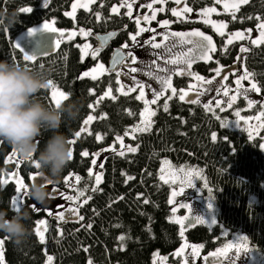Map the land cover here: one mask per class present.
Masks as SVG:
<instances>
[{
    "label": "trees",
    "instance_id": "1",
    "mask_svg": "<svg viewBox=\"0 0 264 264\" xmlns=\"http://www.w3.org/2000/svg\"><path fill=\"white\" fill-rule=\"evenodd\" d=\"M71 1L47 0L45 6L44 0H0V10H14L17 17L12 27L0 28V60L46 70L48 79L68 93L62 102L67 99L79 102L76 119L62 123L60 127L68 141L82 120L89 113L93 114L89 132L82 133L69 143L73 157L54 183L64 190L67 188L64 176L70 172L77 173L80 177L77 190H82L86 197L79 206L83 219L60 224L44 210H34L25 197L19 208L30 213L25 221L29 233L20 244L13 243L6 234L0 233L4 241L5 264H42L44 245L35 232L37 219L45 220L46 248L53 256V264H86L88 257L94 264H152L154 252L171 253L180 243V232L178 225L170 219L169 187L157 175L161 159L175 165L198 168L212 187L216 224H198L188 228L185 236L189 242L201 243L203 250L208 251L231 234L238 233L244 243L256 249L264 259V151L259 147L261 138L249 140L243 130L221 127L214 112L205 110L201 104L181 101L174 96L169 99L168 110L165 111V96H161L154 104L149 131L125 137V141L135 146L136 151L105 156L101 183L93 188V180L87 173L92 154L139 120L142 103L133 92L115 95V99L99 98L107 87L114 89L113 71L102 74L96 80L78 77L95 61L91 56H85L81 62L77 47L81 39L78 37L60 42L58 48L47 56H37L36 61H24L22 52L13 46L20 32L45 20H52L54 26L60 29L76 26L91 29L89 40L94 47L99 45L96 35L116 31L110 43L101 47L98 53V59L107 66L112 50L129 41V33L135 30L134 20L126 15L124 7L119 12H110V6L120 0H95L88 9H77L74 18H71L65 15ZM186 2L190 7L201 8L212 0ZM22 7H30L32 11L20 12ZM97 12L100 13L99 19L96 18ZM224 17L229 31L253 27L259 22L257 17L264 18V0H248L246 5L240 6L235 19L231 13ZM193 24L200 25L180 22V26ZM212 34L217 51L211 53V60L193 63L192 70L209 76L218 64L238 62L251 74L250 77L261 88L259 93L264 96V42L253 46L242 40L226 45L224 35ZM242 44L246 47L244 52L240 51ZM171 49L168 46L164 49L166 52L160 55H168ZM189 81L190 77L186 75L174 76L172 83L178 89L187 87ZM37 96L42 103L53 105L48 89L40 90ZM213 131L218 134L216 141L211 139ZM97 134L101 136L100 140L96 139ZM48 135L50 133L43 132L36 138L40 147ZM224 137L228 138L227 141ZM10 151L11 147L0 140V176L6 181L0 183V209L6 210L9 216L16 210L11 199L15 184L8 177V171L14 169V162H6L10 160L7 156ZM81 151H87L89 155L81 156ZM30 170L36 171L34 166L25 162L19 164L18 172L27 181ZM128 177L131 179L125 183ZM89 223L91 228L87 226ZM121 236L123 240L118 239ZM244 259L239 254L229 263H223H238ZM179 260L169 254L171 264H180Z\"/></svg>",
    "mask_w": 264,
    "mask_h": 264
},
{
    "label": "rangeland",
    "instance_id": "2",
    "mask_svg": "<svg viewBox=\"0 0 264 264\" xmlns=\"http://www.w3.org/2000/svg\"><path fill=\"white\" fill-rule=\"evenodd\" d=\"M94 1L95 0H92V3ZM44 2H45V0H44ZM74 2L79 5L82 3H86L87 0H72L70 2L69 8L66 12L73 11L72 4ZM128 2H129V0H120V2L112 4L110 6V12L116 13V12L111 11L113 5H115L118 9L117 12H119L121 10V7H124V12L127 13L128 9L126 7V4ZM132 2H133V8H132L133 15L131 18L134 20L135 30L131 33L134 34L137 31L136 18L138 16L141 18L140 27L144 28L145 30L140 32V35L136 37L135 43L130 38H129V41H125L124 43H122V45L127 44L129 46L128 48H122V50L125 52L132 51L133 54L137 57V60L135 62L127 60V61H125L124 64H118L117 67L121 70V83L120 84L116 83V73H115V71H113L114 72V79H115V83H116V85L114 86V89L111 87H107L105 89V91H108L110 94L108 96H104V92H105L104 91L99 96V98L101 99V98H105V97H114L115 95L127 94V93H131V92L135 93V96L137 97L140 95V92H139L140 84H144V85H146V87L144 89V97H143V99L139 100L142 103V110L141 111H144V109H145L144 100L151 101L153 90L160 91L162 88L161 83L158 82L155 79V77L157 75H159L161 77H164L166 75H170L172 88L171 89H169V88L163 89V95H161V96H165V98H163V99H167L169 97H174V96L179 98L180 91H181V89H183L185 92H187L185 100H183V101L191 103L192 100L198 99V104H201L202 106H204L206 104L209 105V107L211 109L210 111L214 112V114L217 118L219 117L220 125H221L222 120L226 122L227 125L223 128L231 129V130H243L245 133L249 134L250 126H253V125H256L259 123V121H257L255 119V117H256V114L261 111L260 105H261V102H264V96L261 95L260 93H257L255 91H251V90L245 92V90L249 89V87H250V81L255 82L250 76L246 79H241L242 88L239 91H237V85L235 84V81L239 77H242V76H245L246 74H249L242 64H239L238 62H232L229 64H218V65H216V67L219 66L221 68V75L217 76L216 73L213 71V73L211 75L203 76L206 78V80H212L211 84H207L203 81H197L195 79L194 75L189 74V72L194 73V74H198L192 70V66H191V69H188V66L186 63H178L176 65H172V64L166 63V60L170 56H174V55H176L182 51H186V49L191 46V45H187V44H182L180 42L179 37H175V36L171 35V33H173V32H190L193 28H199L201 31L205 32L206 35L212 36L213 43L215 45V40H214L212 33H214L216 35H224V42H225L228 39V36L230 34H233L236 31H240V32L246 33L245 38L243 40H246L249 44L254 46V45H258L260 43H263V42H260L258 44H252L251 43V41L256 39V37L259 35V31L256 28L257 24L253 27L238 28V29H233V30L229 31L227 29V20L225 19L224 15L229 14L230 12H225L223 9V4L222 3L216 4L215 0H212V3L207 4L204 7H216L217 8L216 12L209 14L208 19H210V20H221V19H223L225 21V24H226V27L223 30V34L217 33L210 24L204 23L203 18L198 14L199 8H194V11L192 13H187L186 14L187 19H183V18L178 19L177 17L173 16L170 9L172 7H178L180 9H182L184 4H187L186 0H182V3L180 5H177L175 3V0H165V4L163 5V7H165L166 11L157 12V19L156 20H149L148 22H145V21H143L142 17L145 14L150 15L151 9H149L147 7V5L149 3H152V0H132ZM227 2L231 3V2H233V0H227ZM92 3H90L88 5V8L90 7V5ZM160 6L161 5H159L158 2L153 4V7H160ZM79 8H82V7H77L75 9L74 15H75L77 9H79ZM82 9H84V8H82ZM74 15L68 16V17L74 18ZM161 19H169L171 21V23L167 26V28H164L163 26H161L157 23V21L161 20ZM48 21L52 23L53 27H55L52 20H48ZM180 22L199 23L200 25L193 24L191 26H180ZM43 23H44V21L40 22L38 24L32 25V26L26 28L25 30H23L22 32H20L15 37V39L13 41V46L15 47V44H19L20 47L23 48L25 52L34 53V54H37V56H41V55H39V53L42 51H47V53L54 51L56 48L53 47V42L58 37H60V34L39 30V27ZM81 27L82 26H76L75 28L64 29L65 35L69 31H74V32L78 33L79 28H81ZM204 27H208L209 30L205 29ZM29 28H35V29H37V31L33 32L32 35H28L27 30ZM83 28H85V27H83ZM85 29L87 30V28H85ZM161 32H165L168 35V39L164 41V44L161 45L160 48L154 49L152 47L151 43L147 44V45L143 43L144 40H149V39H152L153 37H154L155 42L159 43L161 40L164 39V37L162 35H160ZM76 37L81 39V41L78 42V44H82L85 41H87V43H89L93 46L92 42L89 40V36L88 37H82L80 35H75L70 40H73ZM193 39H195V38L193 37ZM60 41L61 42L62 41H69V39H64L63 37H60ZM234 41H242V40L234 39L232 42H234ZM168 46H170V48H172L171 49L172 51L165 57L161 56L160 55L161 52H163V51L166 52V50H164V49H167ZM162 47H165V48L160 50ZM93 48H95V47L93 46ZM244 48H246V47L244 46ZM17 49L20 50L19 48H17ZM22 55H24L23 52H22ZM210 55H211V53H210ZM87 56H91V55L89 54ZM153 61H155V63H153ZM196 61H204V60H201L199 58H194L193 63H195ZM99 62L104 64L103 62H101L100 59H99ZM95 63H96V61H94V63L90 67L83 69L80 73H82L83 71H86L87 69H89L91 67H94ZM125 65H127V66H125ZM238 65H240V66H238ZM104 66H105V68H107L105 64H104ZM132 67L137 68L138 71L131 72ZM175 67H181V68L185 69L184 73L182 75L177 74L174 71ZM164 68L171 69L172 71L165 73V72L161 71V69H164ZM80 73L78 75L79 78H91L90 76L89 77H81ZM105 73L106 72L100 73L97 76V78L100 77L102 74H105ZM183 75L190 77V81L188 82L187 87H182V88H178V89L175 88L173 83H172L174 76H183ZM198 75H200V74H198ZM200 76H202V75H200ZM133 77H135V80H133ZM225 77H227V79H225ZM137 81H139L140 83L139 84L136 83ZM225 87L228 88V95L227 96H225L224 91H223V89ZM55 88L62 90L57 84H55L53 82L52 87L47 88L49 91L50 98H51V92ZM117 88H121V91L117 92L116 91ZM217 88L220 89L219 92H217ZM129 89H131V91H129ZM172 89L176 90L175 93H173ZM233 96H235V99L233 101L232 106L229 107L228 106V100L231 99ZM248 99H252V100L256 101V103H254L251 108L248 107ZM217 100L220 101L219 106H217V104H216ZM53 105H55V104L53 103ZM147 107H148V109H150L154 112V110H155L154 104L149 103L147 105ZM221 108L224 109L223 112H221V110H220ZM237 112H239V116L236 115ZM89 115H91L93 117L92 112L89 113L82 120L79 128L76 131L80 130L81 128H85L86 131H84L82 133L89 132L90 124L93 121V119L91 121H89L87 124L84 123V121L87 119V117ZM240 116H247V117H250L252 119L245 122L243 120H240ZM145 118H146V120L152 121L153 115L148 116V114L146 112ZM237 124L239 126H237ZM143 126H144V122L141 120V117H140L136 123L128 126L127 129L123 133L116 135L114 137V139L108 145L103 146L94 152V153H99V155L95 156L98 163L93 165L91 162L90 167L93 169V172H92V174H89L87 172L88 175L93 180L92 181L93 185H95V183H96L95 182V172H97V171L101 172L100 165L102 164V161L105 158V156H107L108 154H111V153L120 154L121 152H123V153L130 152V151H128V149L129 148H135V146H133L129 142L125 141V137H133L134 134L141 132V131H135L134 129L137 127H143ZM125 133H127V135ZM117 136L120 137L119 140H117ZM262 136H264V129H260L258 132L253 133V137H260L261 138L260 143H264V139H262ZM76 138H77V136H75V132H74V135L70 140L73 142ZM7 156H8V158H10V160H6V161L14 162V169H11L8 171V174H9L8 177L10 176V180H12L15 184V179L20 178L25 182L26 185H28V183H30L33 179L28 177V181H27L18 172V167H19V164L21 163V161L19 163L17 162V158L14 155L12 149L7 154ZM91 160H92V158H91ZM173 171L176 172L179 176H185V174L188 173L189 171L199 173V175L194 178V180L192 182V186H188L187 184L184 185L183 192L175 198V201H176L175 205H169V203H168L169 210H170V219L173 222L176 223V217H178V216H186V215L188 216V219L185 220L184 225H183L184 236L181 237V235H180V243L178 244L176 249L179 248L181 244H187V245L200 244L201 245V243L189 242L186 239L185 232L188 228H190L194 225L200 224V225H205V226H213L214 224H216V223H212V220L217 221L216 220L215 202H214V199L211 201L208 200V195H209L208 188L212 189V187L209 185L205 176L202 174V172L198 168L190 167V166H186V165H175V164H172L167 159H161L160 164H159L158 169H157L158 178L162 174L168 176V174L173 172ZM70 173H71V175L68 177V180L65 181V185L67 187L66 189L62 190V189L58 188L57 186H55L54 184L48 185L50 196H49L48 202L46 204H44V205L38 204L35 201H33L32 199H30L25 192L17 193L15 191L13 196L17 197V199H16L15 204L12 203L13 208L18 209L22 205V203L24 202L25 197H27L28 201L30 203V206L34 210H44L48 216L55 218L56 221L60 224L66 222V221L79 220L80 219L79 206L81 204L80 201L81 200L85 201L86 197H85V195H83L82 197H80L79 199H77L75 201L66 199L67 196H76L77 192L79 191V190H77L78 180L76 179V177L78 175H77V173H74V172H70ZM205 181L207 182V186H208L207 188L204 187ZM162 182L167 184L169 187L168 198H169V196H170V194L174 188L179 189L181 187L178 180L175 184H173L171 182L170 178H169V182H167V183L165 181H162ZM97 186L98 185H96V187ZM61 193H63L64 195L61 196L60 195ZM212 195H213V193H212ZM185 203H187L190 206V212L188 209H185L183 207H177V211L175 213H173L171 211L173 206L182 205ZM57 204H61L63 207L57 208L56 207ZM209 204H211V208L208 207ZM71 209H75L78 214L73 215ZM50 211L52 214H49ZM57 211L64 213V219H59L55 215V212H57ZM196 216L202 217L204 219V222L198 223L195 220ZM176 224L178 225L179 232H180L182 226L178 223H176ZM37 227H39L40 230L44 234V241L43 242L40 241L44 245V247H43L44 260L42 262V264H44V262L47 258V255L52 256V254L50 252H48L47 248H46V235H45L46 234V223L44 225H39V226L36 225L35 226V232H36ZM223 235L225 236V231H223ZM242 238L240 237V235L238 233H233V234H231V236L226 238L222 243H220L219 245H217L213 249H210L208 251H204L203 247L199 248L198 249L199 255L196 256L195 258H193L192 250L190 247H186V248L182 249L181 254L179 256L176 255V251H175L176 249H174L169 254H171L172 256L178 257L180 259L179 260L180 264H222L223 262L229 263L231 259L238 256L239 254H242V257L245 258L243 260L244 264H264L263 257L256 251V249L249 246L248 244H245L244 243L245 241L242 240ZM38 239H39V237H38ZM0 240H1V238H0ZM226 245H231V247L228 249V251L226 253H224V249H225ZM237 245L241 246L239 253H237V247H236ZM245 248L247 249V251L244 250ZM217 249H220L221 252L218 253L216 251ZM155 253L157 254L155 257L152 254V264H154V261H156V264H171V262L169 261V254H167V253L162 254L159 252H155ZM209 253H212L213 255L209 256L208 255ZM89 261L91 262V264H94V262L92 261V259L90 257L87 258L86 264H89ZM52 264H53V261H52Z\"/></svg>",
    "mask_w": 264,
    "mask_h": 264
},
{
    "label": "snow or ice",
    "instance_id": "3",
    "mask_svg": "<svg viewBox=\"0 0 264 264\" xmlns=\"http://www.w3.org/2000/svg\"><path fill=\"white\" fill-rule=\"evenodd\" d=\"M157 2L161 6L160 7H153V4H155ZM90 3H92V0H87L86 3H82V4H79V5L74 2L72 4L73 11L65 12V15L66 16H73L74 12H75V9L77 7H82L84 9H87L88 5ZM175 3L177 5H180L182 3V0H175ZM215 3L216 4H221L222 3L224 11L225 12H230L232 14V16H233V19H235L237 12L240 11V6L241 5H246L248 3V0H233V2H231V3H228L227 0H215ZM164 4H165V0H152V3H149L147 5V7L149 9H151V13H150V15L149 14L143 15V17H142L143 21L148 22L149 20H156L157 19V12L166 11L165 7H163ZM45 6H47V0H45ZM126 7L128 9L126 15H128L129 17H132V15H133V12H132L133 2H132V0H129V2L126 4ZM117 10H118L117 7L115 5H113L111 11L112 12H117ZM31 11H32V8H30V7H22V8H20V12L30 13ZM170 11H171L172 15L177 17L178 19H180V18L187 19V15L186 14L187 13H192L194 11V8L193 7H189L187 4H184L182 9H180L178 7H172L170 9ZM216 11H217L216 7H201V8L198 9V14L203 18L205 24H210L217 33L223 34V30L226 27L225 21L223 19H221V20H210V19H208L209 14L214 13ZM96 18L97 19L100 18V13L99 12L96 13ZM257 19L260 21L256 25V28L259 31V35L256 37V39L251 41L252 44H258L260 42H264V18L257 17ZM140 22H141V18L138 16L136 18L137 31L134 34L133 33H129V38L134 43L136 42V37L140 35V32L145 30L144 28L140 27ZM157 23L159 25L163 26L164 28H167V26L171 23V21L169 19H161V20H158ZM39 30H43V31L51 32V33H59L60 37H63L64 39H69V40L75 35H80L82 37H88V36L91 35V29H87L86 30L83 27L79 28L78 33L74 32V31H69L65 35V30L64 29L53 27L52 23L47 21V20H45L44 23L39 27ZM27 31H28V35H32V33L37 31V29L29 28ZM113 35H114V33L108 32L104 37H99L98 36V39L100 40V45H98L95 48H93V46L91 44L87 43V41H85L82 44H78L77 45V47L80 49V60H81V62H83L85 56H87L89 54L96 61L94 67H91V68L87 69L86 71H83L82 73H80L81 77H89L90 76L92 80H96L97 76L100 73L108 72V71H115V73H116V83L117 84L121 83V70L117 67V65L118 64H124L125 61H127V60L135 62L137 60V57L133 54L132 51L122 52L121 51L122 48H128L129 47L127 44H123V45L120 46V48H117V49H115L113 51L111 68H105L104 64L99 62L98 53L100 52L101 47L103 46L105 41L108 39V37H111ZM160 35H162L164 37V39L161 40L159 43L155 42L154 37L152 39H149V40H144L143 43L146 44V45L151 43V45H152V47L154 49L160 48L161 45L164 44V41L168 39V35L165 32H161ZM171 35L175 36V37H179L180 38V42L182 44H187V45H191V46L188 47L186 49V51H182V52H180V53H178V54H176L174 56H170L166 60V63L172 64V65H176L178 63H186L187 66H188V69H191V66L193 64L194 58H199V59L204 60V61H209V60L212 59V56L210 55V53H213V52L217 51L216 46L213 43L212 36L206 35L205 32L201 31L199 28H193L190 32H173V33H171ZM245 35H246V33H244V32L236 31L235 33L230 34L228 36V39L225 41V44L226 45L231 44L234 39L243 40L245 38ZM60 37H58L53 42V47L58 48L60 46V42H61L60 41ZM193 37L195 39H193ZM15 47L19 48L20 51L24 53V55H23L24 61H26V62L27 61H36L37 54L25 52L24 49L21 48L19 44H15ZM240 51L241 52L245 51V48H244L243 44L241 45ZM39 55L47 56L48 53H47V51H42V52L39 53ZM153 63H155V61H153ZM125 66H127V65H125ZM212 70L216 73L217 76L221 75V68L219 66H217L216 68H214ZM136 71H138L137 68H135V67L131 68V72H136ZM161 71H163L165 73H168V72H170L172 70L164 68V69H161ZM174 71L177 74L182 75L184 73L185 69H183L181 67H175ZM189 74L190 75H194V77H195V79L197 81H203V82H205L207 84H211L212 83V80H206L205 77L200 76L198 74H194V73H191V72H189ZM250 75H251L250 73L246 74L245 76L239 77L235 81V84L237 85V91H239L242 88L241 79H246ZM155 79L158 82L161 83L162 88H161L160 91L153 90L152 100L151 101L144 100L145 109H144V111L140 112V117H141V120L144 122V126L135 128L134 129L135 131H141V132L149 131V128L151 126L152 121L151 120H146L145 113L147 112L148 116H152V115H154V112L152 110L148 109L147 105L149 103L155 104L157 99H159V97L161 95H163V89L164 88H169V89L172 88L171 76L170 75H166L164 77H161V76L157 75L155 77ZM225 79H227V77H225ZM133 80H135V77H133ZM136 83L139 84L140 82L137 81ZM52 84H53V81L51 79H49L48 80V85H49L48 88H51ZM145 87H146V85L140 84V87H139L140 95L136 97L137 100L143 99ZM249 90L259 93L261 91V88L258 86V84L256 82L250 81V87H249V89H246L245 92H247ZM91 91H92V89L90 88L89 92H91ZM116 91L117 92L121 91V88H117ZM129 91H131V89H129ZM172 91H173V93H175L176 90L172 89ZM219 91H220V89L217 88V92H219ZM223 91H224L225 96H227L228 95V88L225 87L223 89ZM109 94L110 93L108 91L104 92V96H108ZM67 95H68V93H66L65 91H62V90H60L58 88H55L51 92V101L55 105H58L59 103H61V101L63 99H65L67 97ZM186 95H187V92H185L183 89H181L180 95H179V99L181 101L185 100ZM113 99H115V97H113ZM169 99H171V97H169V98L164 100L163 107H164L165 111L168 110ZM234 99H235V96H233L231 99L228 100V106L229 107L232 106ZM191 103H194V104L198 103V99L197 100H192ZM254 103H256L255 100L248 99V107L249 108H251ZM216 104H217V106H219L220 105V101L217 100ZM89 107L91 108L92 105H89ZM204 107H205V110H209V111L211 110L208 104L204 105ZM260 107H261V111L258 112L256 114V117H255V119L257 121H259V123L256 124V125L250 126L249 134H248V139L249 140L253 139V133L258 132L260 129H264V102H261ZM220 110H221V112L224 111L223 108H221ZM236 115L239 116V112H237ZM92 119H93V117L91 115H89L87 117V119L84 121V123L87 124ZM218 119H219V117H218ZM250 119H252V118L247 117V116H240V120H243L245 122L249 121ZM226 125H227L226 122L222 120L221 121V127H225ZM237 126H239V125L237 124ZM84 131H86V129L85 128H81L80 130L75 132V136H77V137L81 136L82 132H84ZM125 134L127 135V133H125ZM217 138H218L217 132H215V131L211 132V139L213 141H216ZM96 139L100 140L101 136L99 134H97L96 135ZM119 139H120V137L117 136V140H119ZM223 139L225 141H227L228 138L224 137ZM262 139H264V136H262ZM69 143H72V141L69 140ZM259 147H260V149L264 150V143H260ZM128 151L135 152L136 149L135 148H129ZM233 151H234V149H233ZM120 154L123 155V152H121ZM80 155L81 156H88L89 153L87 151H81ZM96 155H99V153H94L92 155L91 162H92L93 165L98 163V161L95 158ZM72 157H73V150L70 147V149H69V159H72ZM17 162L19 163L20 161L17 159ZM100 167L102 168L103 164H101ZM92 172H93V169L91 167H89L88 168V173L92 174ZM35 174H36L35 171L30 170L29 177L31 179H34L35 178ZM70 175H71V173H69L68 175L64 176V180L67 181L68 177ZM102 175H103V173L100 172V171L95 172V182L96 183H95V185H93L94 188L96 187V185H99L101 183ZM198 175H199L198 172H192V171H189L188 173H186L185 176H179L174 171L169 173L168 176H166L164 174L160 175V177H159L160 180L165 181L166 183L169 182V178H170L171 182L173 184H175L177 182V180H178L180 185H181V187L179 189L174 188L173 191L171 192V194H170V196L168 198L169 205H175L176 204L175 198L177 196H179L183 192L184 185L187 184L188 186H192V182H193L194 178L196 176H198ZM76 179L79 180L80 177L77 176ZM128 179H131V177H128L125 180V183H127ZM0 183H6V181L3 179L2 176H0ZM26 187H27V185L25 184V182L22 179H20V178H16L15 179V191L17 193H20V192H25L26 193ZM204 187H206V188L208 187L206 181L204 183ZM212 192H213V190L211 188H208V193H209L208 200L209 201L214 199V197L212 195ZM60 195L63 196L64 194L61 193ZM83 195H84L83 191L80 190V191L77 192L76 196H67L66 199L75 201V200L79 199L80 197H82ZM11 199H12V203L15 204L17 197L13 196ZM89 199H91V197H89ZM118 199H119V197H118ZM80 202L84 203L85 201L81 200ZM145 203H147V201H145ZM56 207L57 208H61L63 206L61 204H57ZM177 207H183L185 209H188L189 212H190V206L187 203L182 204V205L173 206L171 211L173 213H175L177 211ZM208 207L211 208V204H209ZM71 211H72L73 215H77L78 214L75 209H71ZM49 214H52L51 211L49 212ZM55 215L59 219H64V213L63 212L57 211V212H55ZM80 219L82 220L83 217L81 216ZM187 219H188L187 215L186 216H178V217H176V223H178V224H180L182 226L181 227V231H180L181 237L184 236L183 225H184L185 220H187ZM195 220L198 223L204 222V219L202 217H200V216H196ZM212 223H216V221L212 220ZM35 224L37 226L44 225L45 224V220L37 219L35 221ZM87 226L89 228L92 227L91 223H89ZM36 234L39 237L40 241L43 242L44 241V234L40 230L39 227L36 228ZM118 239L123 240V237L122 236L118 237ZM3 243H4V241L0 240V264H5L4 253H3V248H2ZM120 247L123 248V244H121ZM186 247H190L191 248L193 258H195L196 256L199 255L198 249L201 248L202 245H200V244H192V245L181 244L180 247L175 250L176 251V255L179 256L181 254L182 249H184ZM230 247H231V245H226L225 249H224V253H226ZM236 247H237V253H239L241 246L237 245ZM244 250L247 251L246 248ZM216 251L218 253L221 252L220 249H217ZM156 255L157 254L154 252L153 256L155 257ZM208 255L211 256L213 254L209 253ZM52 261H53V256L47 255V258H46L44 264H52ZM89 264H91L90 261H89ZM154 264H156V261H154ZM232 264H236V262L233 261Z\"/></svg>",
    "mask_w": 264,
    "mask_h": 264
},
{
    "label": "clouds",
    "instance_id": "4",
    "mask_svg": "<svg viewBox=\"0 0 264 264\" xmlns=\"http://www.w3.org/2000/svg\"><path fill=\"white\" fill-rule=\"evenodd\" d=\"M17 22L13 11L0 10V28L12 27ZM46 70L33 69L8 60H0V140L5 141L16 158L34 166L35 178L26 187L27 196L38 204L48 202V185L61 177L69 162V141L60 131L62 123L76 119L79 102L67 99L58 105L42 103L37 93L48 88ZM48 132L42 147L36 142ZM30 213L16 209L9 216L0 209V233L15 244L22 243L29 228Z\"/></svg>",
    "mask_w": 264,
    "mask_h": 264
},
{
    "label": "water",
    "instance_id": "5",
    "mask_svg": "<svg viewBox=\"0 0 264 264\" xmlns=\"http://www.w3.org/2000/svg\"><path fill=\"white\" fill-rule=\"evenodd\" d=\"M112 33H114L113 36L111 37H108V39L105 41V43L103 44L102 48L105 47L107 44L110 43V41L114 38V36L116 35V31H111ZM108 33V32H107ZM107 33H103V34H99V35H96V40L98 42V44L100 45V40L98 39V36L99 37H104ZM117 48H120V47H117ZM117 48H114L112 50V52L110 53V56H109V59L107 61V68H111V63H112V55H113V51ZM122 52H124L122 49H121ZM112 72V71H111Z\"/></svg>",
    "mask_w": 264,
    "mask_h": 264
},
{
    "label": "flooded vegetation",
    "instance_id": "6",
    "mask_svg": "<svg viewBox=\"0 0 264 264\" xmlns=\"http://www.w3.org/2000/svg\"><path fill=\"white\" fill-rule=\"evenodd\" d=\"M163 57L167 56V55H162ZM222 264H226V263H222ZM236 264H244V261H239L238 263Z\"/></svg>",
    "mask_w": 264,
    "mask_h": 264
}]
</instances>
